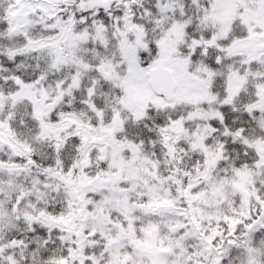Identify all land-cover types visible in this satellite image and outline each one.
Returning a JSON list of instances; mask_svg holds the SVG:
<instances>
[{
	"label": "snow or ice",
	"instance_id": "obj_1",
	"mask_svg": "<svg viewBox=\"0 0 264 264\" xmlns=\"http://www.w3.org/2000/svg\"><path fill=\"white\" fill-rule=\"evenodd\" d=\"M0 264H264V0H0Z\"/></svg>",
	"mask_w": 264,
	"mask_h": 264
}]
</instances>
